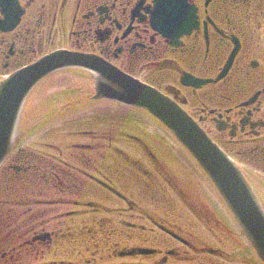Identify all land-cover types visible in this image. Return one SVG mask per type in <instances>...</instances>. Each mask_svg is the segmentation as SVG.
I'll return each mask as SVG.
<instances>
[{
    "label": "flooded vegetation",
    "instance_id": "1",
    "mask_svg": "<svg viewBox=\"0 0 264 264\" xmlns=\"http://www.w3.org/2000/svg\"><path fill=\"white\" fill-rule=\"evenodd\" d=\"M154 1L0 0V82L56 50L97 56L199 114L209 133L219 124L217 140H264V0H160V32L151 24ZM175 13L172 25L165 16ZM185 75L210 82L195 89ZM53 76L39 89L53 94L47 107L61 111L70 96ZM97 175L107 183L95 180L102 191L82 182L60 188L70 197L62 204L76 210L56 223L31 218L12 234L1 230L0 264H262L233 222L205 212L173 179L124 188ZM140 249L152 252L130 255Z\"/></svg>",
    "mask_w": 264,
    "mask_h": 264
},
{
    "label": "rangeland",
    "instance_id": "2",
    "mask_svg": "<svg viewBox=\"0 0 264 264\" xmlns=\"http://www.w3.org/2000/svg\"><path fill=\"white\" fill-rule=\"evenodd\" d=\"M49 50L46 49L45 53ZM82 78L83 76L77 75L74 71L66 72L61 79L64 84L61 90L75 92L78 89L80 91L76 92V98H74L75 109L64 110L62 113H55L52 116L41 112V114L38 113V118L21 124L19 130L20 140L23 142L21 158L32 160L35 157L34 152L46 154L50 158L57 156L65 162L86 168L91 173L105 174L108 177L113 175L116 179L113 181L119 182L124 188L129 184L137 188H143L146 184L159 185L160 180L171 178L174 180L173 183H178V190L192 193L194 199L200 204H205H201L205 212L211 211L212 216L224 218L226 222L230 223V218L227 217L217 197L213 192L211 193L209 184L204 177L199 176L203 173L197 171L194 166L196 172L190 170L187 164L185 165L181 159L186 162L191 161L192 164L194 162L192 159L189 160V155L185 151L183 152L178 146H175L174 139L169 134L157 127L151 120L139 118L143 114L140 111L126 109L110 101L90 103L87 92L82 90L89 87L91 80ZM80 100H82L83 106L77 107ZM52 120L54 121L51 123ZM128 133L143 137L138 139L143 141L134 144ZM218 141L223 146L226 145V140ZM255 146L256 144L253 143H248L243 147L233 144L225 146V149L239 164H242L252 180L260 182L261 195L264 198V161L260 159L258 151H251ZM247 152H252L251 156L247 155ZM134 157H139L141 163H137ZM157 158L160 159V163L155 166ZM46 161L48 162V160ZM137 164L142 165V174L138 171L139 169H136ZM179 167L183 170L179 171ZM93 169L98 172H94ZM145 169L150 171L146 175L144 174ZM8 173L9 176L0 177V180L6 183L4 191L7 189L8 183H13V178L17 179L15 181L21 180L17 174H14L15 172ZM75 182L80 183L75 177L67 176L63 189L74 186ZM91 187L93 188L85 186L84 189L93 191L94 186ZM89 194H85V198L92 200L94 193H91L90 196ZM153 195L155 194L153 193ZM60 197L57 196L54 199L59 200ZM147 199L148 202L154 201L152 197ZM136 200L140 203L145 201L144 198L139 197ZM144 203L148 205L147 202ZM66 211L67 209H62L57 214ZM22 221L20 220L19 223Z\"/></svg>",
    "mask_w": 264,
    "mask_h": 264
},
{
    "label": "water",
    "instance_id": "3",
    "mask_svg": "<svg viewBox=\"0 0 264 264\" xmlns=\"http://www.w3.org/2000/svg\"><path fill=\"white\" fill-rule=\"evenodd\" d=\"M171 18H174L172 25L178 21L176 13L174 17L165 16L167 22ZM154 27L158 29L157 23ZM70 67L87 68L97 74L96 99L106 98L141 108L163 123L210 176L246 238L264 260V210L242 173L174 103L140 82L87 57L57 52L1 84L0 165L14 146L17 123L32 89L54 71Z\"/></svg>",
    "mask_w": 264,
    "mask_h": 264
}]
</instances>
